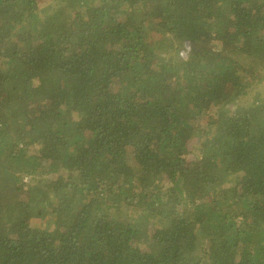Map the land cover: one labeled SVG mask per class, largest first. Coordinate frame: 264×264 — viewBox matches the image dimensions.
<instances>
[{"label": "trees", "instance_id": "trees-1", "mask_svg": "<svg viewBox=\"0 0 264 264\" xmlns=\"http://www.w3.org/2000/svg\"><path fill=\"white\" fill-rule=\"evenodd\" d=\"M0 264H264V0H0Z\"/></svg>", "mask_w": 264, "mask_h": 264}, {"label": "rangeland", "instance_id": "rangeland-1", "mask_svg": "<svg viewBox=\"0 0 264 264\" xmlns=\"http://www.w3.org/2000/svg\"><path fill=\"white\" fill-rule=\"evenodd\" d=\"M196 134H197V132H196ZM192 142H194V144H200V139L197 138V135H196V138H195V136H193V141ZM11 217H13V215H11Z\"/></svg>", "mask_w": 264, "mask_h": 264}]
</instances>
